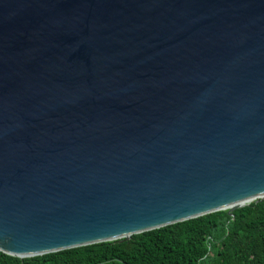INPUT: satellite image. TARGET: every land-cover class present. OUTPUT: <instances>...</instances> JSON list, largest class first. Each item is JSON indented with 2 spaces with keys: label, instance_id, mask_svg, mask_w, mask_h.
I'll return each instance as SVG.
<instances>
[{
  "label": "water",
  "instance_id": "95a60500",
  "mask_svg": "<svg viewBox=\"0 0 264 264\" xmlns=\"http://www.w3.org/2000/svg\"><path fill=\"white\" fill-rule=\"evenodd\" d=\"M261 200L264 0H0L2 254Z\"/></svg>",
  "mask_w": 264,
  "mask_h": 264
},
{
  "label": "trees",
  "instance_id": "16d2710c",
  "mask_svg": "<svg viewBox=\"0 0 264 264\" xmlns=\"http://www.w3.org/2000/svg\"><path fill=\"white\" fill-rule=\"evenodd\" d=\"M0 264H264V200L102 243Z\"/></svg>",
  "mask_w": 264,
  "mask_h": 264
}]
</instances>
